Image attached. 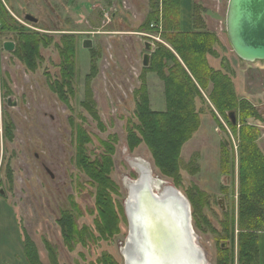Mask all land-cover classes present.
<instances>
[{
	"label": "rangeland",
	"instance_id": "rangeland-1",
	"mask_svg": "<svg viewBox=\"0 0 264 264\" xmlns=\"http://www.w3.org/2000/svg\"><path fill=\"white\" fill-rule=\"evenodd\" d=\"M228 2L181 0L182 28L186 30L191 25L192 5L201 6L206 29L219 41L214 48L216 55L208 58L211 67L230 76L238 99L251 103L264 118V61L246 63L233 52L226 32ZM0 3L17 26L52 36L57 43L63 35L77 39L75 92L68 106L49 85L60 79V57L55 47L42 49L40 68L29 71L13 52L3 50V43L13 42L14 34H0V264H29L24 250L27 238L34 244L40 264H53L51 259L55 257L57 264H101L105 255L124 264L122 251L129 232L125 184L137 178L130 162L141 159L151 165L155 177L175 184L155 166L145 143L134 151H129L127 145L128 130L139 125L135 116L136 92L142 85L149 109L166 110L163 81L148 70L150 62L148 68L143 67L144 56H151L157 44L173 51L161 37L160 26L159 33L143 30L150 0ZM27 15L38 23L26 21ZM85 40L92 42L91 49H83ZM145 43L153 45L152 52L146 51ZM93 63L97 71L87 83ZM212 90L210 85L208 91H202L204 100H196L200 123L181 150L178 190L195 199L197 221L202 226L198 227L192 217L193 227L207 264H218L221 250L232 251L233 246L234 264H238L240 141L229 125L230 113H226V120L210 101ZM7 98L16 106L7 105ZM235 117L239 131L240 113L235 112ZM7 127H12V133H7ZM78 127L91 140L86 149L92 160L104 152L102 142L115 141L110 177L116 185L113 200L120 222L117 234L108 238L101 237L97 230L95 188L76 165ZM259 128L262 133L256 146L264 154V126ZM225 162L228 165L224 169ZM219 197L224 199V211L218 205ZM65 212L72 214L79 230H90L85 242L78 239L72 250L65 246L59 226ZM225 213L235 215L234 245L224 237ZM259 250L260 264H264V232L259 237Z\"/></svg>",
	"mask_w": 264,
	"mask_h": 264
},
{
	"label": "trees",
	"instance_id": "trees-1",
	"mask_svg": "<svg viewBox=\"0 0 264 264\" xmlns=\"http://www.w3.org/2000/svg\"><path fill=\"white\" fill-rule=\"evenodd\" d=\"M201 6L192 5L191 25L184 30L181 23V0H150V11L143 30L159 33L171 47L157 44L150 56L148 70L155 72L164 83L166 110L153 112L149 109V99L143 89L136 92L137 103L135 116L139 125L128 130L127 145L134 151L141 143H145L153 157L155 166L163 175L175 180L174 186H181L180 165L183 145L192 138L199 128V116L196 112V100H204L202 91L213 86L209 94L215 109L227 120L226 113H240L241 128L232 125V132L240 141L239 145V196H238V264H260L259 237L264 232V154L257 149L256 141L261 136L260 126H264V118L258 114L253 105L246 100H239L230 76L222 70L211 67L208 58L215 56L218 38L206 29L201 17ZM187 27V26H186ZM13 33L15 39L14 56L29 71H37L42 62V49L54 46L60 57V79L51 82L50 88L60 100L69 106L70 95L75 92L77 72V39L74 35H63L59 43L54 37L17 26L5 6L0 3V34ZM97 68L94 63L87 83L95 77ZM91 78V79H90ZM7 127V133H12ZM10 139L12 137L10 136ZM76 165L90 179L95 188L97 230L101 237H111L118 232L120 218L116 212L113 194L116 185L110 175L113 169L114 140L102 142L105 150L92 160L86 149L91 143L89 136L80 128L76 134ZM225 144V143H224ZM225 148L228 146L225 144ZM228 162V160H227ZM225 162L227 167L228 163ZM192 208V217L198 223V210L193 196L187 197ZM203 202V198H201ZM75 210L77 207L74 206ZM222 223L225 239L235 243L236 220L225 213ZM127 220V219H126ZM204 223L208 224L206 218ZM59 226L65 246L72 250L77 240L85 242L90 230H79L72 214L65 212ZM216 232L215 230H213ZM234 247V246H233ZM222 249L218 264H234V248ZM25 256L29 264H40L34 244L27 238ZM57 264L56 257L51 259ZM101 264H118L116 260L105 255Z\"/></svg>",
	"mask_w": 264,
	"mask_h": 264
},
{
	"label": "water",
	"instance_id": "water-1",
	"mask_svg": "<svg viewBox=\"0 0 264 264\" xmlns=\"http://www.w3.org/2000/svg\"><path fill=\"white\" fill-rule=\"evenodd\" d=\"M25 19L30 23H38L31 15ZM226 32L231 48L240 60L246 63L264 61V0H229ZM92 46L90 40L82 43L83 49H91ZM145 49L152 52L153 45L145 43ZM3 50L14 52L15 43L4 42ZM149 62L150 55L146 54L143 67L148 68ZM9 106L15 107L16 103ZM229 118L232 125H236L235 113H230ZM131 167L137 178L129 181L124 204L129 228L122 251L124 264H142L147 249L151 259L149 264H207L206 255L195 234L191 204L187 197L174 185L165 186L161 192H156L145 171ZM217 200L224 211V199L219 197ZM147 217L150 221H147ZM145 241L148 243L147 248Z\"/></svg>",
	"mask_w": 264,
	"mask_h": 264
},
{
	"label": "bare ground",
	"instance_id": "bare-ground-1",
	"mask_svg": "<svg viewBox=\"0 0 264 264\" xmlns=\"http://www.w3.org/2000/svg\"><path fill=\"white\" fill-rule=\"evenodd\" d=\"M130 164L136 169V167H139L141 168V170L145 173H146V177H149L151 182H150V185L151 187L154 188V190L156 192H161L162 189L165 187V186H170L171 184L167 183L166 181L160 179L159 177H155L154 175V171L153 169L151 168V165L148 164L147 162L141 160V159H134L133 161L130 162ZM139 170V169H137ZM142 171L139 170L140 173H142ZM143 180V179H142ZM129 181H126V184H125V187L126 189L129 188ZM147 221H150L149 217H147ZM143 222V221H142ZM140 221V223H142ZM149 225V223H147V226ZM143 228H145V220H144V223H143ZM146 242V241H145ZM147 243V242H146ZM147 245L148 243L145 245L146 248H147ZM148 250V249H147ZM147 250L145 251V254H144V257H143V261H142V264H149V262L151 261L150 259V256H149V253L147 252ZM156 264H159V263H156Z\"/></svg>",
	"mask_w": 264,
	"mask_h": 264
},
{
	"label": "flooded vegetation",
	"instance_id": "flooded-vegetation-1",
	"mask_svg": "<svg viewBox=\"0 0 264 264\" xmlns=\"http://www.w3.org/2000/svg\"><path fill=\"white\" fill-rule=\"evenodd\" d=\"M9 99H10V98H7V105H9V104H14V103H12V102H9ZM44 168H45L46 172H47L48 174H50V175L53 177V174L50 172V170H49L47 167H44ZM0 194H1V192H0Z\"/></svg>",
	"mask_w": 264,
	"mask_h": 264
}]
</instances>
